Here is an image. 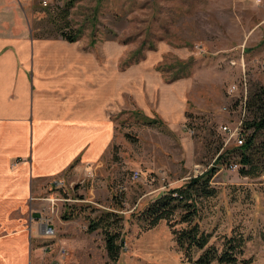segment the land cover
<instances>
[{
  "label": "rangeland",
  "instance_id": "374dc122",
  "mask_svg": "<svg viewBox=\"0 0 264 264\" xmlns=\"http://www.w3.org/2000/svg\"><path fill=\"white\" fill-rule=\"evenodd\" d=\"M56 29L76 34L81 53L92 55L97 80L108 88L110 129L97 162L61 172L54 178L64 185L42 194L56 196L54 205L42 199L37 208L56 229L45 239L55 247L44 250L43 264H191L166 221L143 229L138 214L195 170L213 167L216 193L199 199L195 221L210 243L243 234V256L264 264V173L231 170L237 154L216 160L234 145L219 127L248 120L243 101L264 90V0H0V38L37 40L34 33L66 41ZM103 211L123 218L116 261L102 231H87Z\"/></svg>",
  "mask_w": 264,
  "mask_h": 264
},
{
  "label": "crops",
  "instance_id": "0c3cea01",
  "mask_svg": "<svg viewBox=\"0 0 264 264\" xmlns=\"http://www.w3.org/2000/svg\"><path fill=\"white\" fill-rule=\"evenodd\" d=\"M14 39L0 38V264H43L55 244L45 241L39 201L56 198H42L56 175L101 158L108 88L81 44Z\"/></svg>",
  "mask_w": 264,
  "mask_h": 264
},
{
  "label": "trees",
  "instance_id": "16d2710c",
  "mask_svg": "<svg viewBox=\"0 0 264 264\" xmlns=\"http://www.w3.org/2000/svg\"><path fill=\"white\" fill-rule=\"evenodd\" d=\"M57 32L61 39L68 42L77 39L76 34L60 32L59 29H56ZM33 36L43 38V35L39 34L33 33ZM245 106L250 111V118L242 120V144L219 152L216 160L221 161L232 153L237 154L239 160L238 164H235L239 165V174L257 177L264 173V90L250 94ZM248 130L250 132L246 133ZM215 170V167L210 168L202 175L190 177L183 185L158 195L139 212L138 220L143 229L166 221L172 227L176 245L191 264H249L250 258L243 256L247 241L243 234L223 235L219 244L210 243L211 234L201 230L195 221L199 214V199L211 197L216 193V189L209 183ZM174 215H178V220L172 222ZM122 220V216L117 212L103 211L92 218L87 226L88 232L98 229L102 231L107 256L112 261L118 259L123 247ZM176 223L184 226L177 229L174 227ZM260 236L264 240V232Z\"/></svg>",
  "mask_w": 264,
  "mask_h": 264
},
{
  "label": "built area",
  "instance_id": "2783aa9c",
  "mask_svg": "<svg viewBox=\"0 0 264 264\" xmlns=\"http://www.w3.org/2000/svg\"><path fill=\"white\" fill-rule=\"evenodd\" d=\"M233 89H235V86L232 87L231 91ZM243 103L245 106V100L243 101ZM242 120L243 119L240 118L239 121L235 124V126L233 128H231L229 125H226V124H222L219 127L220 132L226 134L227 136H229V138H233L234 145H236V146L241 145L243 142V138L241 135V129H240L241 125H242ZM185 128L189 130V128L187 126H185ZM229 168L231 170H235L238 168V165L235 163L234 164L232 163L229 165ZM195 172L196 173L193 175V177L201 175L203 173L202 171H196V170H195ZM130 176L133 180H137L140 177V173H139V171L134 170ZM51 184L54 185L55 187H61L64 185V182L62 179L58 178V179L52 180ZM54 199L55 198H50L49 202L51 203V205H54ZM40 225H41L44 236H46L47 238L54 237V235L56 233V229H55V226L53 225L52 219H50V217H48V216L42 217L40 220ZM50 248H51V245H49L47 249H50ZM57 251L62 256L64 254H66L65 246H59Z\"/></svg>",
  "mask_w": 264,
  "mask_h": 264
}]
</instances>
